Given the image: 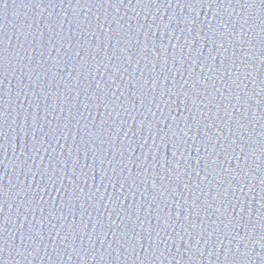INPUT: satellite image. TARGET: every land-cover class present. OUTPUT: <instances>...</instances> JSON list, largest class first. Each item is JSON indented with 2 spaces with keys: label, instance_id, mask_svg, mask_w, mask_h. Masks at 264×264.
Wrapping results in <instances>:
<instances>
[{
  "label": "water",
  "instance_id": "water-1",
  "mask_svg": "<svg viewBox=\"0 0 264 264\" xmlns=\"http://www.w3.org/2000/svg\"><path fill=\"white\" fill-rule=\"evenodd\" d=\"M262 29L261 0H0V264H264Z\"/></svg>",
  "mask_w": 264,
  "mask_h": 264
},
{
  "label": "snow or ice",
  "instance_id": "snow-or-ice-1",
  "mask_svg": "<svg viewBox=\"0 0 264 264\" xmlns=\"http://www.w3.org/2000/svg\"><path fill=\"white\" fill-rule=\"evenodd\" d=\"M200 2L201 3H204L205 0H200ZM206 2L209 4V6H211V4L216 3L217 0H206ZM247 2H248V0H247ZM252 2H254V0H252ZM2 3L6 4V0H2ZM261 3L264 4V0H261ZM194 22L195 21H193V23ZM262 30H264V29H262ZM185 106L187 107L186 104H185ZM0 115H5V113H3L2 111H0ZM262 115H264V113H262ZM141 123H143V122H141ZM149 131H151V130H149ZM260 152H261V155L264 156V144H260ZM176 167H179V165H176ZM204 178L207 179L206 176ZM153 186H156L155 183L153 184ZM0 194H2V190H0ZM0 211H2V206H0ZM3 230H4L3 223L0 222V231H3ZM228 251L231 252V249L229 248ZM236 264H242V261L236 262Z\"/></svg>",
  "mask_w": 264,
  "mask_h": 264
}]
</instances>
